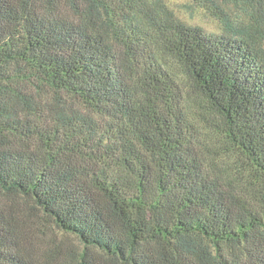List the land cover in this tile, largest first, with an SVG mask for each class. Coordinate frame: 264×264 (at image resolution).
<instances>
[{"label": "trees", "instance_id": "trees-1", "mask_svg": "<svg viewBox=\"0 0 264 264\" xmlns=\"http://www.w3.org/2000/svg\"><path fill=\"white\" fill-rule=\"evenodd\" d=\"M0 0V264H264V0Z\"/></svg>", "mask_w": 264, "mask_h": 264}, {"label": "rangeland", "instance_id": "rangeland-1", "mask_svg": "<svg viewBox=\"0 0 264 264\" xmlns=\"http://www.w3.org/2000/svg\"><path fill=\"white\" fill-rule=\"evenodd\" d=\"M173 14L182 22L203 28L207 32L220 33L221 23L212 17L203 7L194 0H161Z\"/></svg>", "mask_w": 264, "mask_h": 264}]
</instances>
